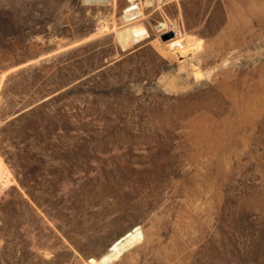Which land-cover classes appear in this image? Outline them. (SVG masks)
<instances>
[{"label": "rangeland", "instance_id": "obj_1", "mask_svg": "<svg viewBox=\"0 0 264 264\" xmlns=\"http://www.w3.org/2000/svg\"><path fill=\"white\" fill-rule=\"evenodd\" d=\"M135 228L108 264H264V0H0V264Z\"/></svg>", "mask_w": 264, "mask_h": 264}, {"label": "bare ground", "instance_id": "obj_2", "mask_svg": "<svg viewBox=\"0 0 264 264\" xmlns=\"http://www.w3.org/2000/svg\"><path fill=\"white\" fill-rule=\"evenodd\" d=\"M166 27L167 26L164 23L159 24L158 30L164 31V29H166ZM173 37H174V32H173V36L171 38H173ZM140 238H142V237H141V232H140L139 228H135L133 230L131 229V230L125 232L121 237L114 240L108 246L106 251L90 264H108L112 259L116 258L124 248L135 244L136 242H138L140 240Z\"/></svg>", "mask_w": 264, "mask_h": 264}, {"label": "water", "instance_id": "obj_3", "mask_svg": "<svg viewBox=\"0 0 264 264\" xmlns=\"http://www.w3.org/2000/svg\"><path fill=\"white\" fill-rule=\"evenodd\" d=\"M159 36H160L161 40H165V39H168V38L172 37L173 36V32L169 30V31H166V32L160 34Z\"/></svg>", "mask_w": 264, "mask_h": 264}, {"label": "built area", "instance_id": "obj_4", "mask_svg": "<svg viewBox=\"0 0 264 264\" xmlns=\"http://www.w3.org/2000/svg\"><path fill=\"white\" fill-rule=\"evenodd\" d=\"M164 30H165V31H166V30H167V31H169V30L172 31L171 28H167V29H164ZM172 32H173V31H172Z\"/></svg>", "mask_w": 264, "mask_h": 264}, {"label": "crops", "instance_id": "obj_5", "mask_svg": "<svg viewBox=\"0 0 264 264\" xmlns=\"http://www.w3.org/2000/svg\"><path fill=\"white\" fill-rule=\"evenodd\" d=\"M193 34H194V32L191 33V35H193ZM196 37H197V36H196ZM194 40H196V39H194Z\"/></svg>", "mask_w": 264, "mask_h": 264}]
</instances>
